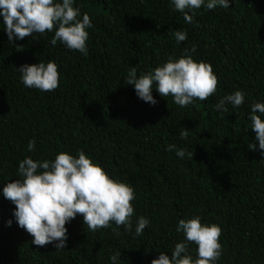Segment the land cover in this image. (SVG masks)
<instances>
[{
  "label": "trees",
  "instance_id": "obj_1",
  "mask_svg": "<svg viewBox=\"0 0 264 264\" xmlns=\"http://www.w3.org/2000/svg\"><path fill=\"white\" fill-rule=\"evenodd\" d=\"M73 6L92 23L86 56L59 41L51 45L47 31L9 43L0 25V188L18 178L25 156L51 159L82 150L110 177L133 187V229L110 224L89 231L78 214L65 225V248L33 245L14 219L6 225L15 205L0 193V264H109L117 251L116 264H150L160 251L171 255L183 239L177 221L193 215L221 229L217 264H264V157L247 147L255 134L246 129L250 104L264 102V0L201 6L191 23L169 0H75ZM176 29L187 32L179 44ZM193 47L189 55L208 63L217 77L207 99L180 107L153 88L157 103L150 105L125 84L129 67L139 76ZM40 60L57 64L52 91L19 81L16 68ZM237 89L244 91V103L228 105L223 114L214 110L220 97ZM184 128L188 134L181 138ZM168 144L192 151V159L166 151ZM139 216L149 224L137 236ZM195 247L189 245L193 258Z\"/></svg>",
  "mask_w": 264,
  "mask_h": 264
},
{
  "label": "clouds",
  "instance_id": "obj_2",
  "mask_svg": "<svg viewBox=\"0 0 264 264\" xmlns=\"http://www.w3.org/2000/svg\"><path fill=\"white\" fill-rule=\"evenodd\" d=\"M172 8L183 14L186 23L193 20L194 10L203 6L211 10L216 7L229 8L231 0H169ZM75 0H0V25L9 43L21 40L34 33L52 32L49 41L55 46L59 41L66 49L88 54L87 29L92 27L87 13L81 14L74 7ZM177 44L185 41L187 32L172 30ZM17 49L21 46L16 45ZM184 49V55L169 56L162 64L149 72L137 75L135 66L127 70L124 77L126 85H132L135 95L142 101L155 105L153 88L161 97L171 96L173 103L185 107L195 100H205L216 92L217 77L211 66L204 61H196ZM19 81L26 88L48 92L58 87L57 64L49 60L21 64L16 68ZM245 100V93L237 89L220 97L213 105L221 114L228 111V105L236 109ZM250 128L255 141L247 147L260 150L264 157V102L253 101L248 113ZM188 129L180 131L186 137ZM35 140L29 139L27 151L33 152ZM166 151H175L183 159H192L193 152L175 144H168ZM18 178L6 182L0 193L11 201L12 219L5 221L11 225L13 219L32 236L31 243L37 246L52 244L55 249L65 248L67 242L66 223L78 214L82 215L84 225L89 231L107 228L110 224L123 225L125 231H132L134 208L130 203L135 199L133 187L114 179L84 151L76 155L61 151L51 159H33L25 156L19 161L16 170ZM149 219L137 217L134 235H141ZM175 230L182 233L183 239L175 243L171 255L160 251L150 264H217L222 254L219 243L221 229L215 223H202L198 215L181 218ZM194 244L195 258L189 253V245ZM120 251L111 254L109 264H116Z\"/></svg>",
  "mask_w": 264,
  "mask_h": 264
}]
</instances>
